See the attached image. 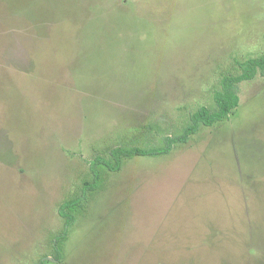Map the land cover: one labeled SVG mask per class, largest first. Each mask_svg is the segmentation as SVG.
Segmentation results:
<instances>
[{"label": "rangeland", "instance_id": "1", "mask_svg": "<svg viewBox=\"0 0 264 264\" xmlns=\"http://www.w3.org/2000/svg\"><path fill=\"white\" fill-rule=\"evenodd\" d=\"M263 52L264 0H0V264H264L263 75L58 213L93 160L181 133Z\"/></svg>", "mask_w": 264, "mask_h": 264}, {"label": "trees", "instance_id": "2", "mask_svg": "<svg viewBox=\"0 0 264 264\" xmlns=\"http://www.w3.org/2000/svg\"><path fill=\"white\" fill-rule=\"evenodd\" d=\"M240 72L225 74L221 79V87L214 93L215 108L202 107L191 116L189 124L185 126L181 133L173 136H166L159 146L153 147H124L113 148L110 158L97 157L91 162V170L94 174L92 183L86 184L82 189V194L65 201L61 204L59 214L66 219V225L70 226L75 215L72 213L82 206L88 199L90 191L96 190L101 183L102 174L100 167L110 171H119L126 159L133 157H160L171 153L179 144L187 143L191 136L197 133L202 126H213L223 122L237 109L240 104L239 86L242 82L253 80L259 75L264 76V52L258 57H250L239 62ZM67 228L56 238L55 247L57 259L61 260L60 245L66 237Z\"/></svg>", "mask_w": 264, "mask_h": 264}]
</instances>
